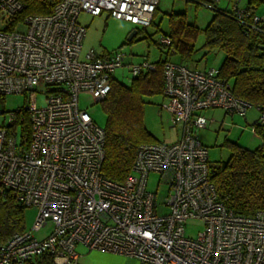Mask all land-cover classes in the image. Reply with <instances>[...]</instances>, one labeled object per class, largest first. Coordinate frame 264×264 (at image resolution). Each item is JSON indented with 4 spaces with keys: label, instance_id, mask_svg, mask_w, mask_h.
Wrapping results in <instances>:
<instances>
[{
    "label": "built area",
    "instance_id": "1",
    "mask_svg": "<svg viewBox=\"0 0 264 264\" xmlns=\"http://www.w3.org/2000/svg\"><path fill=\"white\" fill-rule=\"evenodd\" d=\"M159 2L60 0L48 14L19 19L24 4L0 0V97L28 95L26 106L0 116V183L36 210L30 230L0 245V264H26L42 254L50 255L53 264H77L78 245L131 257L136 264H264V210L243 215L224 206L208 179V149L197 137L213 121L203 111L244 116L254 105L233 94L218 68L193 70L172 62L175 50L163 33L155 40L166 49L162 95L178 138L140 144L122 182L102 173L105 132L79 106V95L101 103L117 68H127L131 79L154 71L156 64L136 63L121 50L97 54L90 48L81 56L86 29L78 16L105 12L144 27ZM230 15L245 35H264V16L238 2ZM39 88L46 97L41 107L36 104ZM255 107L259 115L253 130H260L264 153V107ZM25 115L30 133L21 143L17 129ZM151 172L167 185L161 203L146 188ZM189 220L202 223L195 238L186 235ZM47 223L50 229L36 237Z\"/></svg>",
    "mask_w": 264,
    "mask_h": 264
},
{
    "label": "trees",
    "instance_id": "2",
    "mask_svg": "<svg viewBox=\"0 0 264 264\" xmlns=\"http://www.w3.org/2000/svg\"><path fill=\"white\" fill-rule=\"evenodd\" d=\"M20 1L24 8L17 18L22 19L27 15L48 14L60 0ZM247 9L254 12L250 4ZM183 17L182 14H171L170 31L164 35L171 39L175 53H179L182 59H188L193 53V44L184 37L193 38L197 31L193 25L186 24ZM204 36L207 48L219 49L224 53L223 62L218 68L219 76L232 82L233 94L254 106L264 107V35L255 32L245 35L230 11L217 10L204 28ZM154 63V71L141 73L131 78L128 84L113 79L110 91L100 103L106 115L103 127L105 155L101 170L104 176L113 181L122 182L126 178L140 144L157 142L143 122L144 96L162 94L163 89L164 59L159 58ZM255 131L260 133L259 129L255 128ZM29 133L30 125L25 115L17 129L21 143L28 141ZM225 144L229 150L228 158L210 162L209 166L208 179L215 186L218 199L226 208L243 215L264 210L262 140L260 146L253 150L232 142ZM25 208L10 192L2 190L0 183V245L13 234L26 230ZM26 264L53 262L50 255L42 254Z\"/></svg>",
    "mask_w": 264,
    "mask_h": 264
},
{
    "label": "rangeland",
    "instance_id": "3",
    "mask_svg": "<svg viewBox=\"0 0 264 264\" xmlns=\"http://www.w3.org/2000/svg\"><path fill=\"white\" fill-rule=\"evenodd\" d=\"M233 2H238L240 8H247L250 4L255 13L264 16V0H257V2L254 0H220L218 2H209V0H160L153 14L152 23L144 27L134 26L127 21L110 17L105 12L94 17L81 13L77 21L86 28L81 56L87 49L93 48L100 53L121 50L127 54H132L133 61L136 63H140L144 59L149 62H156L159 60V56L164 59L166 49L158 46L155 40L160 34L169 33L171 14H182L185 23L193 25L197 31L193 38L191 36L184 37L187 42L193 44V53L188 59H182L179 53H175L170 55V60L193 70L219 68L223 62L224 53L219 49H209L205 46L204 28L217 10L231 11ZM134 28L137 29V33L129 42L127 36ZM113 77L123 84L130 82L127 68H117ZM144 101L143 122L147 130L157 142H175L178 134L168 120L169 115L165 108L166 98L161 93H157L145 95ZM27 103L28 95L9 94L0 97V110L3 111L0 116L6 117L10 111L22 108ZM45 103L46 97L43 89H36L37 106L41 107ZM79 106L86 109L99 126L104 127L106 115L99 102L93 103L89 100L88 95L81 94L79 95ZM258 115L259 112L255 106L250 108L244 116L227 114L220 109L206 111L204 116L208 119L212 118L213 121L208 122L206 128L197 131V137L208 149L209 161L216 163L226 160L229 150L225 143L228 142L250 150L260 146L261 135L258 131L253 130ZM146 188L156 193L159 203L163 202L167 185L159 174L149 173ZM35 216L36 210L34 208H25L24 224L26 230H30ZM50 227L51 223H47L34 235L42 237ZM201 229L202 223L198 220H189L186 223V235L188 237L195 238Z\"/></svg>",
    "mask_w": 264,
    "mask_h": 264
},
{
    "label": "crops",
    "instance_id": "4",
    "mask_svg": "<svg viewBox=\"0 0 264 264\" xmlns=\"http://www.w3.org/2000/svg\"><path fill=\"white\" fill-rule=\"evenodd\" d=\"M85 34H86V32H85ZM83 40H84V38H83ZM82 48H83V41H82ZM95 52L97 54H105L104 51L100 53V52H97L95 50ZM160 57H162V56H159V58ZM205 112L206 111H203L202 112L203 114L202 113L201 114L204 115ZM172 126L175 127L174 125H172ZM175 130H176V133L178 134L177 127H175ZM75 250H76L77 254L79 255L77 264H136L135 259H133L131 257H124V256H121L118 254L104 252V251H97V250L91 251V250H88L86 247L81 246V245L76 246Z\"/></svg>",
    "mask_w": 264,
    "mask_h": 264
},
{
    "label": "water",
    "instance_id": "5",
    "mask_svg": "<svg viewBox=\"0 0 264 264\" xmlns=\"http://www.w3.org/2000/svg\"><path fill=\"white\" fill-rule=\"evenodd\" d=\"M136 33H137V29H132L131 31H130V33L128 34V36H127V41H131L132 40V38L134 37V35H136Z\"/></svg>",
    "mask_w": 264,
    "mask_h": 264
}]
</instances>
